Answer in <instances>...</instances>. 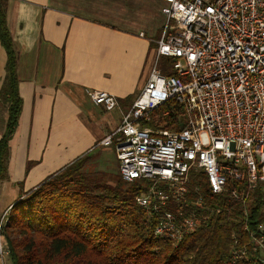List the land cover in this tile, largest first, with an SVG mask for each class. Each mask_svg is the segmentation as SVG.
<instances>
[{
  "label": "built area",
  "instance_id": "built-area-1",
  "mask_svg": "<svg viewBox=\"0 0 264 264\" xmlns=\"http://www.w3.org/2000/svg\"><path fill=\"white\" fill-rule=\"evenodd\" d=\"M163 1L167 22L149 78L97 146L113 147L122 180L139 184L135 202L152 215L154 237L178 246L222 219L237 226L229 262L264 264V0ZM162 57L176 60L170 75ZM86 92L107 112L119 106L105 91ZM171 100L184 109L181 131L143 126ZM200 176L206 196L192 183ZM260 197L261 220L251 221L249 204ZM10 211L0 214V264L10 257Z\"/></svg>",
  "mask_w": 264,
  "mask_h": 264
},
{
  "label": "crops",
  "instance_id": "crops-1",
  "mask_svg": "<svg viewBox=\"0 0 264 264\" xmlns=\"http://www.w3.org/2000/svg\"><path fill=\"white\" fill-rule=\"evenodd\" d=\"M165 6L163 0H8L23 105L0 186V214L83 157L107 173L103 157L116 158L115 149L97 144L119 127L149 78ZM6 63L0 42V93ZM87 90L105 91L119 106L107 112ZM7 118L0 99V139Z\"/></svg>",
  "mask_w": 264,
  "mask_h": 264
},
{
  "label": "trees",
  "instance_id": "trees-1",
  "mask_svg": "<svg viewBox=\"0 0 264 264\" xmlns=\"http://www.w3.org/2000/svg\"><path fill=\"white\" fill-rule=\"evenodd\" d=\"M7 6L8 0H0V42L7 53L0 99L8 106L0 139V186L8 178L9 144L23 105ZM175 62L162 57V73L170 75ZM184 114L183 106L171 100L155 110L143 126L178 132L186 126ZM89 162L83 157L20 196L5 228L12 264H231L228 251L236 225L220 219L174 246L168 239L154 237L152 215L135 202L141 193L137 182H124L119 175L112 179L114 184L107 183L104 174L87 170ZM192 183L208 195L205 177H196ZM227 204L235 206L231 200ZM262 205L261 197L249 204L251 221L261 220Z\"/></svg>",
  "mask_w": 264,
  "mask_h": 264
},
{
  "label": "rangeland",
  "instance_id": "rangeland-1",
  "mask_svg": "<svg viewBox=\"0 0 264 264\" xmlns=\"http://www.w3.org/2000/svg\"><path fill=\"white\" fill-rule=\"evenodd\" d=\"M203 139H204V142L206 143L207 142V136L205 134L203 135ZM103 158H104L105 161H108L107 173L104 172V171L102 173V174L105 175V182L110 183V184H114V182H112V179L113 178L119 179L118 166H117L116 158H114L111 155H108V156L104 155ZM97 169L98 168L97 167L95 168V166H94L92 161L88 163V166H87V170L88 171L96 172L95 170H97ZM6 264H12L10 257L7 259Z\"/></svg>",
  "mask_w": 264,
  "mask_h": 264
}]
</instances>
